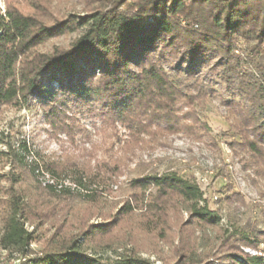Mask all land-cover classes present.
<instances>
[{"label": "trees", "instance_id": "obj_1", "mask_svg": "<svg viewBox=\"0 0 264 264\" xmlns=\"http://www.w3.org/2000/svg\"><path fill=\"white\" fill-rule=\"evenodd\" d=\"M80 28L82 32L68 46L40 50L50 38ZM262 43L264 0H96L82 15L54 20L7 5L3 12L0 9V106L29 107L35 103L52 120L67 118L73 109L87 111L88 116L120 122L135 134H148L154 125L170 132L182 126V130L197 129L207 136L210 146L217 147L197 110L216 92L205 80L208 73L223 83L229 95L224 104L232 112L229 131L233 139L226 145L246 152L255 168L262 169ZM181 104L187 109L178 113ZM23 148L26 152L27 147ZM14 158L22 163L19 153H14ZM23 162L35 175L36 163ZM85 179L80 171L72 181L86 190ZM137 184L144 189L152 185L162 195L177 194L189 213L186 224L217 221L193 179L169 172L145 177ZM47 188L55 192L51 185ZM61 190L73 193L69 188ZM81 195L87 200L96 198L94 192ZM231 196L242 199L239 193ZM8 209L11 212L0 249L16 250L24 258L18 264H97L95 247H103L99 240L117 224L113 220L83 225L77 232L67 233L65 221L41 240L25 227V221H32L31 215L17 195ZM131 211L132 206L126 203L121 214ZM224 233L227 248L216 259L184 247L171 264H264V250L249 254L241 249H257L264 241V228L234 227ZM32 241H40L42 250L29 256ZM86 246L94 250L89 253ZM117 262L154 264L131 250L118 254Z\"/></svg>", "mask_w": 264, "mask_h": 264}, {"label": "rangeland", "instance_id": "obj_2", "mask_svg": "<svg viewBox=\"0 0 264 264\" xmlns=\"http://www.w3.org/2000/svg\"><path fill=\"white\" fill-rule=\"evenodd\" d=\"M95 4L96 0H0V9L3 12L7 5H15L25 13H41L54 20L69 14L82 15ZM82 30L52 37L40 50L66 47ZM239 44L246 47L242 40ZM260 47L264 49V43ZM205 80L216 92L197 110L217 147L210 146L207 136L197 129L182 130V126L170 132L154 125L148 134H131L120 122L103 121L88 116L87 111L73 109L67 118L52 120L35 103L29 107L1 105L0 238L14 195L31 215L32 221H25V227L41 240L50 237L65 221L67 233H75L83 225L117 221L112 231L99 240L103 247H95L97 264H118V254L125 250L154 264H171L184 247L214 260L227 248L225 230L264 228V168L256 169L246 152L226 145L233 139L229 131V123L234 121L232 112L224 104L229 95L215 76L206 73ZM186 107L181 104L178 113ZM14 153L21 155L22 163H36L35 175L16 161ZM80 171L86 178V190L72 181L75 172ZM169 172L196 181L214 213L215 224H186L189 213L177 194H159L152 185L138 187L137 181L145 177ZM64 188L73 193H61ZM84 192H94L95 201L82 198ZM232 193H239L242 199L237 200ZM126 203L132 211L121 214ZM29 247V256L41 253L40 241H32ZM86 248L89 253L94 250ZM241 249L259 254L264 250V241L257 249ZM23 259L13 248L0 249V264H18Z\"/></svg>", "mask_w": 264, "mask_h": 264}]
</instances>
